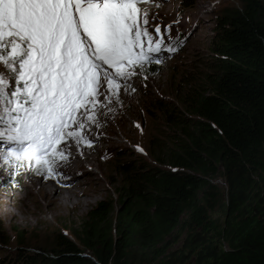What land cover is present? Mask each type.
<instances>
[{"label":"trees","instance_id":"obj_1","mask_svg":"<svg viewBox=\"0 0 264 264\" xmlns=\"http://www.w3.org/2000/svg\"><path fill=\"white\" fill-rule=\"evenodd\" d=\"M238 3L216 20L199 79L189 70L178 105H158V165L121 163L120 188L47 248L29 253L13 226L0 264H264V0ZM8 231L0 219V243Z\"/></svg>","mask_w":264,"mask_h":264},{"label":"snow or ice","instance_id":"obj_2","mask_svg":"<svg viewBox=\"0 0 264 264\" xmlns=\"http://www.w3.org/2000/svg\"><path fill=\"white\" fill-rule=\"evenodd\" d=\"M149 0H0V169L18 174L25 161L43 178L58 174L55 153L66 160L72 144L91 141L81 131L99 126L94 109L106 83L107 107L161 52L175 51L156 19L140 5ZM150 29H154V32ZM171 32V25L165 26ZM83 109V111H81ZM109 111L114 109L109 108ZM79 113V116L77 115ZM143 151V149H140Z\"/></svg>","mask_w":264,"mask_h":264},{"label":"rangeland","instance_id":"obj_3","mask_svg":"<svg viewBox=\"0 0 264 264\" xmlns=\"http://www.w3.org/2000/svg\"><path fill=\"white\" fill-rule=\"evenodd\" d=\"M187 2L190 4L185 5ZM140 7L148 9L156 17L153 23L160 25L166 42L176 38L171 45L176 50L153 54L161 57V63L147 64L145 70L130 79L129 83L135 91L125 92L123 82L117 81L122 84L119 104L102 107L106 103L105 96L110 95L107 84H103L100 89L103 95L98 97L96 107L93 109L88 105L90 113L103 112V115L97 116L99 126L90 124L86 127L88 130H80L71 125L68 129L81 131L91 141V146L83 140L77 146L72 138H66L58 146L62 150L63 144L71 140V149L79 148L81 156L75 159L76 163L70 164L72 169L62 170L59 166L58 174L53 178H43L35 171H29V168L36 167L34 161H25L18 174L12 173L9 168L0 169V219L9 230V238L0 243L1 256L11 255L15 249L16 243L11 239L13 226L21 230L17 234L19 245L29 253L32 254V248H47L49 232L69 233L91 206L120 188L121 163L138 160L155 164L148 153L150 135L164 139L163 134L168 130L158 109L159 103L178 105L177 96L186 86L187 72L195 70L197 80L202 73L201 62L209 54V41L215 32L216 20L240 8V4L238 0H149ZM167 25H171V32H165ZM150 30L154 32V29ZM109 108L114 111H109ZM7 147L14 145L0 142V150ZM54 155L57 164L70 160V156L61 160L59 152ZM64 155L67 157L66 153ZM85 157H90L91 163H87ZM46 180H54L56 186L78 194L80 203L59 205L52 202L53 196H48L45 188L40 186ZM212 181L221 188L224 186L219 178Z\"/></svg>","mask_w":264,"mask_h":264},{"label":"bare ground","instance_id":"obj_4","mask_svg":"<svg viewBox=\"0 0 264 264\" xmlns=\"http://www.w3.org/2000/svg\"><path fill=\"white\" fill-rule=\"evenodd\" d=\"M86 130H88V129L86 128ZM92 130H93V128H92ZM95 132L98 133V131H95ZM70 141H69V143H70ZM76 148L70 149L69 152H65L66 155H67V158H69V156H70V160L68 159L69 160L68 163H62V164L59 163L58 164L59 166H61L63 168L62 170H70V169H72L70 164L76 163L75 159H78V157H79L78 155L81 156L80 152H78L79 148L78 149H76ZM92 148H93V146H92ZM85 161H87V163H89V162L91 163L90 157L89 158L87 157ZM53 181L54 180H52V181L46 180L44 183H40V186L45 188L46 194L48 196H51V197L53 196L52 197V200H53L52 202L55 201L56 204H59V205L61 203H70V202L73 203V204L80 203L79 202L80 199H79V195L78 194H76L75 192H71V190L63 189L62 186H60V187H62V189H60V187L56 186V181L55 182H53ZM29 188H28V190H29ZM73 189H75V188L73 187ZM75 190H77V189H75Z\"/></svg>","mask_w":264,"mask_h":264}]
</instances>
